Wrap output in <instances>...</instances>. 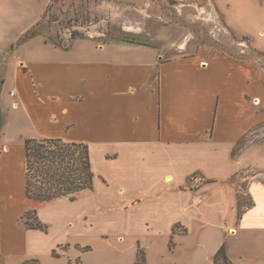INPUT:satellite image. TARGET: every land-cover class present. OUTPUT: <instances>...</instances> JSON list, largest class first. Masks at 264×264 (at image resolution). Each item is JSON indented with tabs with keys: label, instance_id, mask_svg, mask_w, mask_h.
<instances>
[{
	"label": "crops",
	"instance_id": "1",
	"mask_svg": "<svg viewBox=\"0 0 264 264\" xmlns=\"http://www.w3.org/2000/svg\"><path fill=\"white\" fill-rule=\"evenodd\" d=\"M213 4L237 37L262 28L264 0ZM47 5L32 9L30 27ZM14 7L0 0V264H134L138 244L147 264H214L221 245L231 264H264L262 117L248 90L264 83L254 68L233 57L224 77L216 52L165 58L122 42L60 48L47 64L14 59ZM21 106L33 126L11 131L6 111ZM25 137L90 150L94 192L39 208L46 230L19 221ZM245 184L252 204L239 216Z\"/></svg>",
	"mask_w": 264,
	"mask_h": 264
},
{
	"label": "rangeland",
	"instance_id": "2",
	"mask_svg": "<svg viewBox=\"0 0 264 264\" xmlns=\"http://www.w3.org/2000/svg\"><path fill=\"white\" fill-rule=\"evenodd\" d=\"M46 1L48 5L41 18L30 27L32 9L42 7ZM14 9V59L47 64L65 56L60 48L68 45L82 47L121 42L159 48L165 58L194 55L203 49L208 53L216 52V66L224 77L233 76L231 66L236 57L249 63L248 68H254L256 79L258 76L264 83V21L262 28H251L246 36L237 37L226 28L213 0H15ZM241 29L237 27L238 31ZM27 30L33 35L17 44ZM9 55L11 57V50ZM21 85L19 89L27 87L26 83ZM248 90L259 95L253 100L257 112L254 117L262 119H256L254 141L264 147V84L255 82ZM15 97L9 96L17 99ZM31 109L35 111L34 106ZM6 117L11 131L33 126L31 116L22 106L7 110ZM258 178L263 179L264 173ZM245 187L246 184L239 192L242 207L252 202Z\"/></svg>",
	"mask_w": 264,
	"mask_h": 264
},
{
	"label": "trees",
	"instance_id": "3",
	"mask_svg": "<svg viewBox=\"0 0 264 264\" xmlns=\"http://www.w3.org/2000/svg\"><path fill=\"white\" fill-rule=\"evenodd\" d=\"M33 35L27 30L17 44ZM68 45L64 49H68ZM25 212L19 221L31 229L46 230L47 225L37 216L39 208L58 201H75L94 192V172L89 146L83 142L65 141L60 137H25ZM252 204V203H251ZM239 203V216L243 208ZM170 248L172 241L170 240ZM57 255L55 250L52 252ZM35 264L36 260L28 261ZM214 264H231L221 245L214 255ZM134 264H147L145 249L138 244Z\"/></svg>",
	"mask_w": 264,
	"mask_h": 264
},
{
	"label": "built area",
	"instance_id": "4",
	"mask_svg": "<svg viewBox=\"0 0 264 264\" xmlns=\"http://www.w3.org/2000/svg\"><path fill=\"white\" fill-rule=\"evenodd\" d=\"M10 95H14V90H11L10 91Z\"/></svg>",
	"mask_w": 264,
	"mask_h": 264
}]
</instances>
